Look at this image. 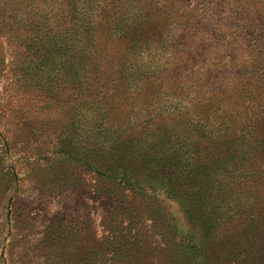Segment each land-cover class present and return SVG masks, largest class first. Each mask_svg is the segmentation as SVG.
Segmentation results:
<instances>
[{"label": "rangeland", "instance_id": "obj_1", "mask_svg": "<svg viewBox=\"0 0 264 264\" xmlns=\"http://www.w3.org/2000/svg\"><path fill=\"white\" fill-rule=\"evenodd\" d=\"M0 264H264V0H0Z\"/></svg>", "mask_w": 264, "mask_h": 264}, {"label": "trees", "instance_id": "obj_2", "mask_svg": "<svg viewBox=\"0 0 264 264\" xmlns=\"http://www.w3.org/2000/svg\"><path fill=\"white\" fill-rule=\"evenodd\" d=\"M83 23H87V28L86 31H92L93 30V24L94 21H84ZM65 49L68 47V49H71V45L66 43L64 45ZM85 78L82 76L80 78V81L82 80V84H84V88L88 89V81L84 80ZM105 132V131H102ZM213 133V132H212ZM211 135V134H210ZM212 139V137H211ZM106 142H108V140H106L105 138H99L97 139V145L96 147L98 148V151H96L95 153L98 155L99 159L102 161L103 166H94L91 162H80L85 168L92 170L96 173H101L102 175H107L110 178H115V172L117 171V167H119L120 169V173H121V177L119 178V180H124V182L131 184L129 178L127 177V172L125 170V168H128L132 162H129V164H121V163H117V164H107V161L105 159H110V157L112 159L113 156L116 158L118 156H115L113 149L108 147V145L106 144ZM83 150H89L90 147L87 144V141H85L82 145ZM143 159L144 161L141 163V166H144L143 168L148 170V175L150 178H153V174L151 172H153L156 168H160L161 171V175H167L169 173V175L176 177L177 180L180 177H185L186 175H188L191 171V167H192V162L190 161V157L186 156V157H180V160L178 161L175 154H174V150L171 149H164V150H157V149H152V150H145L144 154H143ZM227 158H230L229 155H227ZM225 159V158H224ZM223 159V160H224ZM132 160V159H131ZM106 161V164H105ZM101 167H104V169H101ZM133 168V167H132ZM135 169V168H134ZM168 193L170 195H175L176 190H170L168 191ZM200 196H202V192H200ZM200 199V198H198ZM206 229H204L206 231V233L210 232V226L211 223L209 222V224H206ZM200 238V237H199ZM198 238V239H199ZM199 242H195L192 240H189L186 246V251L190 252V253H196L197 255L200 256V258L202 257V255L204 254V252L202 251L203 249V243H202V239L198 240Z\"/></svg>", "mask_w": 264, "mask_h": 264}]
</instances>
